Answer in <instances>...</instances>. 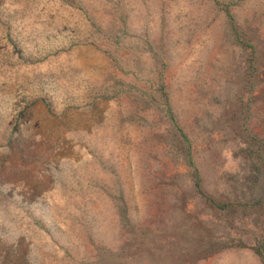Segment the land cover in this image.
I'll use <instances>...</instances> for the list:
<instances>
[{
	"label": "rangeland",
	"instance_id": "1",
	"mask_svg": "<svg viewBox=\"0 0 264 264\" xmlns=\"http://www.w3.org/2000/svg\"><path fill=\"white\" fill-rule=\"evenodd\" d=\"M253 198L264 0H0V264H262Z\"/></svg>",
	"mask_w": 264,
	"mask_h": 264
},
{
	"label": "trees",
	"instance_id": "2",
	"mask_svg": "<svg viewBox=\"0 0 264 264\" xmlns=\"http://www.w3.org/2000/svg\"><path fill=\"white\" fill-rule=\"evenodd\" d=\"M227 14H228V16L230 15L229 13H227ZM169 117H170V119H172V115L170 113H169ZM257 139L259 140V142L261 141L259 137ZM184 140H185L184 138L181 140L182 145H184L183 144ZM187 146H185L184 157H185L187 164L191 166V175H192V179H193V185H194L196 191L199 192L200 194H202L206 200H208L211 204L215 205L216 207L223 208V207H227L228 205L235 204V200L216 199L213 196L206 194L203 191V189L201 187L199 172L191 161V157L189 156V149ZM247 204L249 206L256 208V209L257 208L262 209V208H264V198H253ZM262 210H264V209H262ZM252 248H253L254 252L257 254V256L259 257L262 264H264V232H262L255 239V242H254Z\"/></svg>",
	"mask_w": 264,
	"mask_h": 264
}]
</instances>
